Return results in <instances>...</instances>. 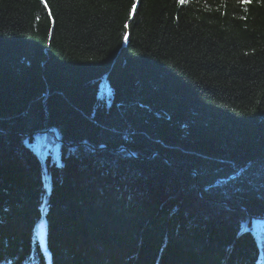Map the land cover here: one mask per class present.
<instances>
[{
  "label": "trees",
  "instance_id": "1",
  "mask_svg": "<svg viewBox=\"0 0 264 264\" xmlns=\"http://www.w3.org/2000/svg\"><path fill=\"white\" fill-rule=\"evenodd\" d=\"M0 264H264V0H0Z\"/></svg>",
  "mask_w": 264,
  "mask_h": 264
},
{
  "label": "rangeland",
  "instance_id": "2",
  "mask_svg": "<svg viewBox=\"0 0 264 264\" xmlns=\"http://www.w3.org/2000/svg\"><path fill=\"white\" fill-rule=\"evenodd\" d=\"M50 128H53V127H50ZM50 128H48V129H50ZM47 129V130H48ZM54 130H55V128H53ZM47 130H45V131H40L39 133H41V134H44V133H50V132H46ZM51 134H55L56 135V130H55V132L54 133H51ZM56 137L58 138V136L56 135ZM58 140L60 141V139L58 138ZM91 148H94L92 145H89ZM58 150V149H57Z\"/></svg>",
  "mask_w": 264,
  "mask_h": 264
},
{
  "label": "water",
  "instance_id": "3",
  "mask_svg": "<svg viewBox=\"0 0 264 264\" xmlns=\"http://www.w3.org/2000/svg\"><path fill=\"white\" fill-rule=\"evenodd\" d=\"M46 132L54 133L55 130H54L53 128H50V129H48ZM101 148H104V146L102 145V146L100 147V149H101Z\"/></svg>",
  "mask_w": 264,
  "mask_h": 264
},
{
  "label": "snow or ice",
  "instance_id": "4",
  "mask_svg": "<svg viewBox=\"0 0 264 264\" xmlns=\"http://www.w3.org/2000/svg\"><path fill=\"white\" fill-rule=\"evenodd\" d=\"M185 2H186V0H180V3H182V4H183V3H185ZM243 2H245V3H246V2H247V0H243ZM242 227H243V225H242Z\"/></svg>",
  "mask_w": 264,
  "mask_h": 264
},
{
  "label": "bare ground",
  "instance_id": "5",
  "mask_svg": "<svg viewBox=\"0 0 264 264\" xmlns=\"http://www.w3.org/2000/svg\"><path fill=\"white\" fill-rule=\"evenodd\" d=\"M130 152V154L132 155V156H134V154L131 152V151H129ZM43 173H45V175L47 176V172L45 171V170H43Z\"/></svg>",
  "mask_w": 264,
  "mask_h": 264
}]
</instances>
